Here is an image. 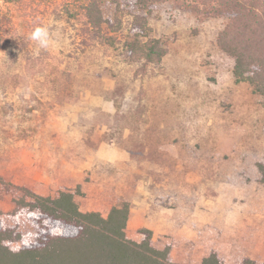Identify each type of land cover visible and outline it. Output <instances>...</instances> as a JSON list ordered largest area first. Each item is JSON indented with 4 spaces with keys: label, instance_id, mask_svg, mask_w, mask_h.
Segmentation results:
<instances>
[{
    "label": "rangeland",
    "instance_id": "374dc122",
    "mask_svg": "<svg viewBox=\"0 0 264 264\" xmlns=\"http://www.w3.org/2000/svg\"><path fill=\"white\" fill-rule=\"evenodd\" d=\"M159 10L153 36L167 42L168 54L144 72L122 47L125 35L105 44L75 1L0 0V220L25 239L35 230L16 203L23 187L47 196L80 180L81 209L107 215L120 198L133 204L142 191L159 193L168 178L176 190L186 182L204 193L215 177L243 174L253 183L251 168L264 161V96L235 81L234 59L217 43L223 18L173 4ZM38 24L58 45L36 54L28 36ZM102 144L128 149L134 164L121 169L98 158ZM253 238L246 251L264 259V232ZM221 249L227 264L250 257ZM171 258L197 260L172 250Z\"/></svg>",
    "mask_w": 264,
    "mask_h": 264
},
{
    "label": "trees",
    "instance_id": "16d2710c",
    "mask_svg": "<svg viewBox=\"0 0 264 264\" xmlns=\"http://www.w3.org/2000/svg\"><path fill=\"white\" fill-rule=\"evenodd\" d=\"M17 1V0H9ZM91 30L105 44L115 45V34H124L122 47L142 60L146 72L168 54V44L153 36L151 21L159 8L173 4L204 18H223L217 36L220 48L234 59L237 83H248L255 94L264 96V0H72ZM264 183V161L257 162ZM16 203L34 227L33 239H25L18 226L0 220V264H181L171 258V246L153 244V231L139 230L140 239L130 238L127 226L133 204L124 200L101 211L81 209L75 189H59L55 195H41L23 187ZM15 242L22 243L13 248ZM201 264H227L212 250ZM240 264H264L244 257Z\"/></svg>",
    "mask_w": 264,
    "mask_h": 264
},
{
    "label": "crops",
    "instance_id": "0c3cea01",
    "mask_svg": "<svg viewBox=\"0 0 264 264\" xmlns=\"http://www.w3.org/2000/svg\"><path fill=\"white\" fill-rule=\"evenodd\" d=\"M96 155L121 169L134 164L128 149L117 148L112 144L100 145ZM238 162L240 163V160ZM246 172L248 170L244 173ZM250 172L255 174L251 178L253 183L243 174L237 177L245 185L239 180L235 181L234 177L231 179L221 176L210 179L209 182L213 183L212 192H196L192 185L186 182L180 184L176 190L175 185L171 187L170 178L167 182L158 184L159 193L153 192L152 189L142 191L141 198L133 201L135 206L127 226L128 236L140 239V229H151L153 244L159 248L171 246L173 257L178 253L186 260L197 258L195 264H201L204 257L219 248L241 249L242 253L264 262L262 256L259 258V254L246 251L252 247L249 246V241L254 239L256 232H264V191L255 189L259 188L257 184L261 183L257 165L253 166ZM185 179L191 181L189 176ZM43 180L48 186L53 181L47 175ZM81 183L78 180L75 185ZM120 199L119 203L124 200ZM252 229L257 230L248 237L249 233L244 237L236 234V231ZM132 232L135 235H132Z\"/></svg>",
    "mask_w": 264,
    "mask_h": 264
},
{
    "label": "clouds",
    "instance_id": "9594fccd",
    "mask_svg": "<svg viewBox=\"0 0 264 264\" xmlns=\"http://www.w3.org/2000/svg\"><path fill=\"white\" fill-rule=\"evenodd\" d=\"M54 33L46 24L36 25L30 32L28 39L35 42L36 54H39L41 49L50 50L58 45V41L54 39Z\"/></svg>",
    "mask_w": 264,
    "mask_h": 264
}]
</instances>
